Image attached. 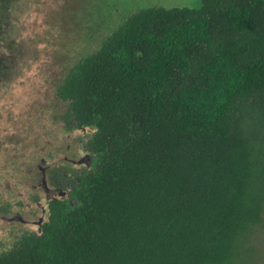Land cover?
<instances>
[{
  "label": "trees",
  "instance_id": "1",
  "mask_svg": "<svg viewBox=\"0 0 264 264\" xmlns=\"http://www.w3.org/2000/svg\"><path fill=\"white\" fill-rule=\"evenodd\" d=\"M57 93L65 128L93 130L92 164L53 170L39 231L0 248V264H249L264 215V0L137 10Z\"/></svg>",
  "mask_w": 264,
  "mask_h": 264
},
{
  "label": "rangeland",
  "instance_id": "2",
  "mask_svg": "<svg viewBox=\"0 0 264 264\" xmlns=\"http://www.w3.org/2000/svg\"><path fill=\"white\" fill-rule=\"evenodd\" d=\"M202 0H0V248L39 231L53 170L91 166L92 129H67L57 88L70 66L137 10L200 7ZM250 116L254 136L263 138ZM249 264H264V215L249 238Z\"/></svg>",
  "mask_w": 264,
  "mask_h": 264
},
{
  "label": "water",
  "instance_id": "3",
  "mask_svg": "<svg viewBox=\"0 0 264 264\" xmlns=\"http://www.w3.org/2000/svg\"><path fill=\"white\" fill-rule=\"evenodd\" d=\"M64 195V194H63Z\"/></svg>",
  "mask_w": 264,
  "mask_h": 264
}]
</instances>
